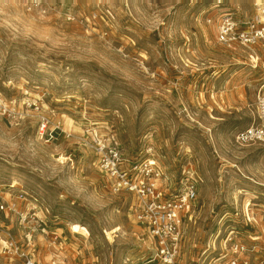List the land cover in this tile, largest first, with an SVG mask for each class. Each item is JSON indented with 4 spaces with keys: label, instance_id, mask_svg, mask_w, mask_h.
Wrapping results in <instances>:
<instances>
[{
    "label": "rangeland",
    "instance_id": "rangeland-1",
    "mask_svg": "<svg viewBox=\"0 0 264 264\" xmlns=\"http://www.w3.org/2000/svg\"><path fill=\"white\" fill-rule=\"evenodd\" d=\"M255 2L0 0V202L25 190L18 207L35 206L50 232L0 209V264H27V254L41 264H126L149 254L130 211L136 196L113 188L100 141L128 162L155 160L167 193L197 183L179 264H205L227 229L246 242L263 233L264 142L236 135L258 117L264 44L217 38L223 13L250 24ZM54 233L63 247L49 246Z\"/></svg>",
    "mask_w": 264,
    "mask_h": 264
},
{
    "label": "built area",
    "instance_id": "built-area-1",
    "mask_svg": "<svg viewBox=\"0 0 264 264\" xmlns=\"http://www.w3.org/2000/svg\"><path fill=\"white\" fill-rule=\"evenodd\" d=\"M216 2L221 6L225 0H216ZM254 6L255 18L246 25L240 26L230 11L223 13L217 26L218 41L229 47L238 45L249 49L264 44V0H256ZM257 116V120L252 125L237 133V142L240 144L264 142V93H260L257 99ZM47 131L48 122L42 120L40 132L44 135ZM97 152L100 155V167L109 176L113 188L116 191L127 190L135 194L136 200L131 205L130 211L139 225L144 228L152 245L148 255L140 257L136 262L128 257L125 263L179 264L184 219L195 208L194 203L198 198L197 183L194 179L189 180L183 189L167 193L159 182L158 176L161 173L155 160L128 162L118 145L107 146L102 141L99 142ZM27 200V192L18 191L10 196L8 205L5 206L0 202V209L12 210L19 215L21 224L32 222L38 226L42 234H49L45 220L47 217L40 215L35 206L29 207L27 211L18 207L19 201ZM245 215L246 220H256L253 214ZM86 233L84 236L87 243L89 233ZM219 235L220 233L216 237ZM27 240L28 245L35 250L37 243L32 241L31 233L27 235ZM62 241L61 236L54 233L49 246L53 249L63 247ZM11 245L19 250V246L15 245L14 241ZM208 249L210 252L203 259L205 264H264V230L261 234L251 236V241L246 242L238 230L227 229L220 248L215 241L214 246ZM26 259L27 264H41L36 255L27 254ZM74 262L73 259H60L56 256L52 257L51 264H75Z\"/></svg>",
    "mask_w": 264,
    "mask_h": 264
},
{
    "label": "bare ground",
    "instance_id": "bare-ground-1",
    "mask_svg": "<svg viewBox=\"0 0 264 264\" xmlns=\"http://www.w3.org/2000/svg\"><path fill=\"white\" fill-rule=\"evenodd\" d=\"M255 59H257L256 57H255ZM75 230H83L82 232H88V230L86 229V228H83V227H81L79 224H76L74 227H73ZM83 228V229H82ZM116 230L114 229V230H112V231H108L107 232V234H108V236L110 237V238H112L113 237V235H112V233L113 232H115Z\"/></svg>",
    "mask_w": 264,
    "mask_h": 264
}]
</instances>
